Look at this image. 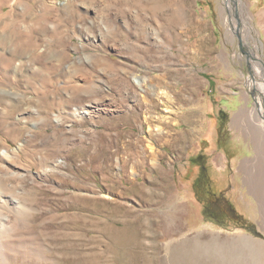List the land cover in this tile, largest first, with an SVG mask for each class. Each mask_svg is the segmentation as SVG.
I'll return each instance as SVG.
<instances>
[{"label":"rangeland","instance_id":"374dc122","mask_svg":"<svg viewBox=\"0 0 264 264\" xmlns=\"http://www.w3.org/2000/svg\"><path fill=\"white\" fill-rule=\"evenodd\" d=\"M21 1L0 23V80L23 95L0 94V150L22 173L0 190L23 205L0 220V264H264L261 75L227 0ZM246 1L264 43V0Z\"/></svg>","mask_w":264,"mask_h":264},{"label":"bare ground","instance_id":"6f19581e","mask_svg":"<svg viewBox=\"0 0 264 264\" xmlns=\"http://www.w3.org/2000/svg\"><path fill=\"white\" fill-rule=\"evenodd\" d=\"M2 1V0H1ZM4 1V0H3ZM11 0H6L4 2H1L0 3V23H2V25L4 26V30H3V34H8V27L11 26V25H8L7 27V24L8 23H11V18H13L14 20V17H11L10 16V12L16 8L14 6H17L18 4H20L21 0H16L15 2H10ZM13 1V0H12ZM227 3H228V6L229 8L231 9V11L233 12V16L237 19H234V17L231 16V21H230V25H231V29L233 32H236L238 33L242 39H244V41L249 45V49L251 51V55L255 57V59H257V61H253L255 62L254 64V67L256 66V70L259 71L258 73L261 75L260 76H257L258 79H260V81L258 82L257 79H250V84L251 86H253L257 91H258V94H257V98H256V106L252 109V115H259L260 117V122H259V126L263 129L264 131V63H263V58H262V52L264 53V43L257 37V28L255 27L254 25V22H253V17L251 15V12L250 10L248 9L249 8V5L247 3L246 0H227ZM6 8H9V10H7ZM16 12V11H15ZM22 13V12H21ZM245 14V15H244ZM12 15V14H11ZM246 18H243V16ZM13 16V15H12ZM17 16V15H16ZM261 16L264 17V12L263 14H261ZM260 16V17H261ZM11 17V18H10ZM248 17V18H247ZM9 18H10V21H9ZM9 22H8V21ZM16 20V19H15ZM15 22H18L15 21ZM28 22V21H26ZM30 22V21H29ZM23 23L25 24V22L23 21ZM12 25H15L16 24H12ZM18 25V24H17ZM21 25V24H20ZM27 26V24H25ZM21 27V26H20ZM24 27V25H23ZM29 27V25H28ZM27 27V28H28ZM8 28V29H7ZM25 28V27H24ZM7 29V30H6ZM20 29V28H19ZM32 29V28H31ZM21 30V29H20ZM23 30V29H22ZM28 30V29H27ZM25 31V30H24ZM20 33V32H19ZM27 33V32H26ZM11 34V33H10ZM16 34V33H15ZM22 34H23V31H22ZM21 35V34H20ZM27 35V34H26ZM22 37V35H21ZM248 37H249V40H248ZM20 38V37H19ZM1 39V38H0ZM251 39L255 42V44H251ZM6 41V40H5ZM1 42V41H0ZM23 42V41H21ZM29 42V41H28ZM25 43V42H24ZM1 44V43H0ZM9 44V43H8ZM19 44H21L19 42ZM26 44V43H25ZM4 47V46H3ZM19 47V46H18ZM26 48V45L25 47ZM23 48V49H24ZM23 51V50H22ZM10 54V53H9ZM11 55V54H10ZM9 55V56H10ZM3 55H1L2 57ZM8 56V57H9ZM38 56V55H37ZM36 56V57H37ZM39 57V56H38ZM34 58V56H33ZM6 59V58H5ZM4 59V60H5ZM27 59V58H26ZM40 59V58H39ZM28 60V59H27ZM38 60V59H37ZM8 62L7 64H5V66L2 68L4 71L3 72H6L7 75L9 76V73H17L18 71H21L23 72V69L25 67V65L27 64L25 62V60H20L19 62H16L15 65V70L12 71L11 70V60H10V57L8 59ZM41 62V61H40ZM2 63V62H1ZM0 63V64H1ZM35 64V63H34ZM43 65V64H42ZM42 65H40L42 68ZM39 68V67H37ZM35 69V67H34ZM33 69V71H34ZM43 69V68H42ZM39 71L41 72V70L39 69ZM256 71V72H257ZM39 72V73H40ZM257 73V75H258ZM21 74V73H18V75ZM5 77H6V74L4 73ZM3 75V76H4ZM7 76V77H8ZM1 77H2V74H1ZM12 77V75H11ZM3 79V77H2ZM5 79V78H4ZM11 79V78H9ZM8 81V78L5 79ZM135 82L141 86L144 85L145 83V80L142 79V78H139V77H136L135 78ZM3 80H0V94L2 95H6L9 99L13 96H16V97H23L22 93H17L11 89H7L6 87H4V83L2 82ZM259 85V87H261L262 89L258 88L257 85ZM20 91V90H19ZM8 99V100H9ZM13 100V98H11ZM10 99V101H11ZM18 99V98H17ZM19 101V100H18ZM6 104V103H5ZM9 106V105H8ZM4 111V110H3ZM2 111V112H3ZM6 111V110H5ZM8 111V110H7ZM87 112V111H86ZM191 112V111H190ZM8 113V112H7ZM194 113V112H193ZM184 115H188V119L189 120H193L194 119V115L193 114H190V113H184ZM196 116V115H195ZM194 123V122H193ZM37 124V123H36ZM39 124V123H38ZM256 125V124H255ZM6 127V125H5ZM8 147V146H7ZM7 147L3 148L2 150H0V173L2 174H5V175H20L22 173H20L21 171L19 170H14V164H10L9 162V159L12 157V153L15 154V152H11L10 149H8ZM256 152L260 153L259 151V145L256 144ZM17 153V152H16ZM13 159V158H12ZM18 167V166H17ZM23 167V166H22ZM15 169H16V166H15ZM1 175V174H0ZM2 189V188H0ZM7 205H10L11 207H15L16 209H21L23 210V205L21 203V200L18 196H8L6 195L3 191L0 190V220L1 219H5L6 217H8V215L6 214L5 212V208ZM26 208V207H25ZM8 210V209H7ZM13 212V211H11ZM263 212V211H262ZM16 213V212H15ZM17 216V215H16ZM2 222H4V220H2ZM6 223V222H5ZM2 225L4 226V223H2ZM7 225V224H6ZM3 228V227H2ZM6 228V227H5Z\"/></svg>","mask_w":264,"mask_h":264},{"label":"crops","instance_id":"0c3cea01","mask_svg":"<svg viewBox=\"0 0 264 264\" xmlns=\"http://www.w3.org/2000/svg\"><path fill=\"white\" fill-rule=\"evenodd\" d=\"M233 96L229 97L225 108L229 112H235L231 119V123L233 126L237 128V134L234 136L233 140L237 141L236 147L239 148L242 152L247 150L248 148L246 147V143L243 142L245 141L244 133L242 130L243 125L249 124V115H248V108H249V103L248 100L246 99L245 101L242 102V95L243 94H238L236 92L235 94H232ZM241 126V127H240ZM248 152V151H246ZM245 153V152H244ZM236 157V167L234 169L235 176L233 179L237 183H240L242 188H247L249 187V154H245L241 156L240 152L235 153ZM258 155V153H257ZM240 157V158H239ZM247 194H249L248 190L246 192L241 191L240 197L243 198L242 201L244 203H247L248 200L244 199V197H248Z\"/></svg>","mask_w":264,"mask_h":264}]
</instances>
